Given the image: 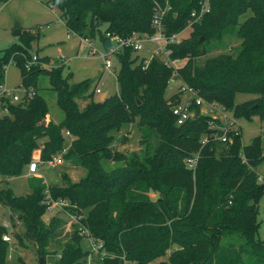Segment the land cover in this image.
<instances>
[{
	"label": "trees",
	"instance_id": "obj_1",
	"mask_svg": "<svg viewBox=\"0 0 264 264\" xmlns=\"http://www.w3.org/2000/svg\"><path fill=\"white\" fill-rule=\"evenodd\" d=\"M45 1L56 5L69 33L81 38L98 34L104 48L112 43L105 32L151 35L157 6H169L162 17L166 35L179 33L187 27L191 12L200 10V0ZM208 7L192 23L187 37L166 44L168 58L184 59L182 65L166 64L155 54L136 61L135 51L124 47L116 55L118 92L100 101L93 100L91 92L82 107L76 98L86 81L69 82V76L62 75V63L25 65L37 37L32 30H20L17 41L0 49V84L4 66L12 62L19 68L24 91H33L17 102L0 97V106L7 109L0 114V180L22 174L35 150L40 160H51L62 146L64 130L70 133L64 156L75 154L85 169L75 181L62 174L64 183L57 186H46L33 176L26 194L0 187V202L8 207L11 223L16 219L25 227L22 236H14L19 242L25 237L34 243L38 257L45 258L59 224L56 217L48 225L41 218L48 193L51 199H66L69 204L64 206L76 218L57 264H80L91 253L80 244L85 236L79 227L101 243L97 264H264V241L255 237L257 204L264 191V175L259 177L255 170L264 158L260 136L242 145L236 127L224 142L212 138L222 122L201 113L192 97L187 107L196 116L176 124L170 109L181 102L185 85L205 102L230 111L232 117L257 115L264 122V0H208ZM232 35L240 39L235 52H219L198 61L209 45L224 48ZM45 57L37 56L39 61ZM40 73L48 75L56 92L63 112L59 122L41 123L47 105L35 86ZM172 78L180 84L165 98ZM238 92L252 96L234 102ZM133 123L142 132L144 144L156 134L157 145H145L138 152L111 147L114 132ZM197 152L195 167H187L184 159ZM102 160L120 164L106 169ZM150 192L157 196L152 198ZM4 233L7 228L0 223V264H27L20 255L13 262L7 259ZM164 255L166 259H159Z\"/></svg>",
	"mask_w": 264,
	"mask_h": 264
},
{
	"label": "rangeland",
	"instance_id": "obj_2",
	"mask_svg": "<svg viewBox=\"0 0 264 264\" xmlns=\"http://www.w3.org/2000/svg\"><path fill=\"white\" fill-rule=\"evenodd\" d=\"M244 16L242 15L240 19H243ZM16 19L21 23L20 30H32L37 34V37L31 44L30 54L46 56L44 59L38 60L40 65L44 67H55L60 65L62 61V75L69 76V82L86 81L83 93L76 98L79 107L85 104L89 99L87 95L91 92V98L95 101H100L105 96L118 92L119 87L115 74L119 65L116 57L111 58L113 62L112 67L105 68L101 56L98 53H92L89 49L90 43L99 52L104 51L98 34L87 38L88 42H86L74 32L69 33L65 20L60 17L58 8L52 2L46 3L45 0H0V49L5 48L11 42L17 41L18 36L13 34V24ZM104 29L105 25H102L100 31L103 32ZM190 31V27H185L179 32L178 37L180 39L185 38L189 35ZM239 42L240 39L236 35H232L226 38L224 48L217 50L212 45H209L207 53L200 56L198 61L203 62L206 58L219 52H235ZM156 49V44L144 42L142 48L133 52V55L138 56L136 60L138 61L142 56L149 58ZM184 61V59L174 60L172 63L174 66H180ZM20 83L19 68L12 62H8L3 70V81L0 84V97L2 96L1 90L3 88L5 95L17 94L23 99H26L28 93L24 91ZM179 84L180 82L176 78L169 80L164 91V97L169 98L175 93ZM35 86L37 93L44 98L47 105L45 119L50 118L53 122L61 121L63 112L56 103V92L50 88L48 75L46 73H40L36 77ZM96 86L99 87L98 92L94 91ZM251 96L252 94L250 93L238 92L234 96V102L244 101ZM180 99L182 103L187 102L189 93L183 91ZM206 108L207 105L202 103L200 112L206 113ZM223 113L234 120L236 126L240 128V142L242 145L249 144L255 136L259 135L261 138V151L264 154V122L257 115L245 118L242 116L232 117L228 110L223 111ZM141 135L142 132L138 130L135 123L126 124L120 131L114 132V139L111 141L110 146L123 152H138L145 145L150 148L157 145L158 139L156 134L150 135L147 138L146 144L142 142ZM69 145L70 138L65 137L61 148L53 155V157H57L58 153H60V163L55 164L49 161H42L38 164L37 171L40 173L42 181L46 186L63 184L62 174L64 173L70 181H75L84 174L85 169L75 154L64 156ZM31 158L37 159V156H33L32 154ZM118 164L120 163L117 161L102 160V165L106 169ZM255 170L259 177L264 175V158L257 163ZM33 176L36 175L24 171L22 174L7 178L5 181L0 180V187L10 186L14 194H26L30 191L28 182ZM150 196L155 198L157 193L150 192ZM63 200L64 203L61 205L53 207L47 206L46 212L41 217L46 225H48L52 217L58 218L59 222L56 230L57 236L46 247L48 250V253L45 255L46 264L57 262L63 243L69 239L75 229V216L64 206L69 204L68 201L66 199ZM11 222L8 207L0 202V223H4L3 225L7 228V234L10 237L8 240L7 259L13 262L20 255L27 264H38L39 257L34 243L25 237L21 238V242H19L14 236L16 233H19L21 236L23 235L25 230L24 225L20 221ZM256 223L257 229L255 237L264 241V191L257 204ZM80 244L84 248L91 250V253L85 261L80 264H97V253L91 249L88 238L83 237L80 240ZM166 256L164 255L159 259H166Z\"/></svg>",
	"mask_w": 264,
	"mask_h": 264
},
{
	"label": "built area",
	"instance_id": "obj_3",
	"mask_svg": "<svg viewBox=\"0 0 264 264\" xmlns=\"http://www.w3.org/2000/svg\"><path fill=\"white\" fill-rule=\"evenodd\" d=\"M168 8L169 6H165V7L157 6L154 14L151 17V26L154 28V32L151 35L147 36L143 33H139L136 31L131 32L127 36H120L118 34L105 32V36L109 37L110 41H112L111 45H109L107 48H104L103 52H99L96 48H94L89 43V49L91 50L92 53H98L101 56V58L103 59V65L105 68H110L113 65L111 58L116 57L119 51L123 49L124 47H130L132 50L137 51L142 48L144 42H152L157 45V49L153 51L152 55L153 54L159 55L166 64H173L172 63L173 60H170L168 58V50L166 49V44H168L169 42H173V41L177 42L180 40V38L178 37L179 33H173L171 35H166L164 32L162 17L164 16L165 11ZM208 9H209L208 0H200V10L198 12H196L195 10L191 12V19L188 22L187 27L191 28L192 23L197 22L200 19V16L202 15V13L208 11ZM83 40L88 42L87 38H83ZM32 63H38V58H37V55L35 54L31 56V59L29 61H26L25 65L28 66ZM182 89L183 91L189 93V98L192 97L194 102L198 104L200 107L202 103H205L207 105L206 114H209L217 118L220 117L219 119L222 122V124L216 126L219 129V133H214V136H212V138L219 139L223 142L226 141L228 132L231 131L233 128H236L237 126L234 120L227 117L223 113V111H225L224 108L215 102H205L203 99H201L199 96L196 95V92L192 87L183 85ZM1 91H2L1 97H4V98L6 97L11 102H17L22 99V97L17 94L5 95L4 94L5 91L3 88ZM94 91L98 92L99 87L96 86L94 88ZM27 93L29 96L33 93V91L29 90ZM187 105H188V101L184 103L180 102L170 107L171 112L175 117L176 124L183 123L186 119H188L189 117L193 116L194 113H196L195 111L188 109ZM6 111H7L6 106L1 105L0 114L5 113ZM63 134L65 137H68V138L70 137V133L68 130H64ZM205 140L206 138H203L202 142H204ZM59 154L60 153H58L57 157H52V159L48 161L51 163H55V164L60 163L61 157ZM198 156L199 154L197 152L191 156L186 157L184 159L186 166L194 168L197 163ZM26 167L29 173L34 172L37 168V159L31 158V160L29 161ZM45 202L47 203L48 206L53 207V206H58V205L63 204L64 200L62 198L51 199L49 197V194L47 193L45 195ZM14 221L18 222V220L16 219H14ZM79 233L88 238L90 245H91V249L97 252L98 249L101 247V243L94 241L85 227H79ZM2 239L8 241L10 237L8 236V234L4 233L2 235ZM53 264H57V263H53Z\"/></svg>",
	"mask_w": 264,
	"mask_h": 264
},
{
	"label": "water",
	"instance_id": "obj_4",
	"mask_svg": "<svg viewBox=\"0 0 264 264\" xmlns=\"http://www.w3.org/2000/svg\"><path fill=\"white\" fill-rule=\"evenodd\" d=\"M20 21L16 19V21L14 22L13 24V34L17 35L20 33ZM194 116H196V113H194ZM46 119L44 118L41 123L44 124L46 123ZM38 154V151L35 150L34 153H33V156H37ZM38 264H46V261H45V258L43 256H39V259H38Z\"/></svg>",
	"mask_w": 264,
	"mask_h": 264
},
{
	"label": "crops",
	"instance_id": "obj_5",
	"mask_svg": "<svg viewBox=\"0 0 264 264\" xmlns=\"http://www.w3.org/2000/svg\"><path fill=\"white\" fill-rule=\"evenodd\" d=\"M88 101V100H87ZM86 101V102H87ZM85 102V103H86ZM47 120H50V118L49 119H47ZM38 151V154H37V166H38V164L40 163V162H42V160H40L39 159V150H37ZM25 171H27V167L25 168ZM28 172V171H27ZM32 174H34V175H36L37 177H40L41 179H42V177H41V175H40V173L37 171V168H36V170L34 171V172H32ZM15 177V176H14ZM9 178H11V177H9ZM9 213H10V211H9ZM6 223V222H5ZM2 224H4V223H2Z\"/></svg>",
	"mask_w": 264,
	"mask_h": 264
}]
</instances>
